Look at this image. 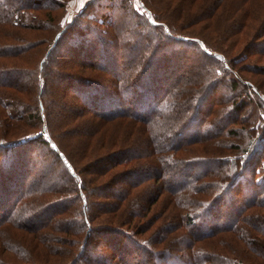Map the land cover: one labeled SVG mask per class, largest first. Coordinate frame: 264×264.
<instances>
[{
  "label": "trees",
  "instance_id": "obj_1",
  "mask_svg": "<svg viewBox=\"0 0 264 264\" xmlns=\"http://www.w3.org/2000/svg\"><path fill=\"white\" fill-rule=\"evenodd\" d=\"M139 3L153 15L134 12L140 47L125 42V16L108 2L110 10L90 17L97 27L78 26L82 10L59 26L38 75L28 52L40 42L22 43L16 31L28 26L31 7L51 9L56 1L0 0V264H242L238 252L264 263V61L257 64L264 57V0H201L189 17L207 19L214 42L175 36L146 0ZM76 28L85 33L70 39L66 53L60 45ZM167 38L200 53L201 63L169 77L161 67L172 51ZM217 41L225 48H213ZM56 46L66 57L55 61ZM91 66L103 77L84 69ZM219 85L238 96L218 98ZM240 122L245 146L220 144L217 136L237 134L231 126ZM24 123L38 129L18 135ZM29 142L37 150L45 145L56 166L44 152L36 162L16 154ZM197 145L216 152L190 153ZM120 164L126 167L110 172ZM247 172L246 200L236 205ZM164 192L162 208L149 213ZM168 238L163 249L155 247ZM173 242L184 252L175 253ZM201 242H211V251ZM235 242L242 246L229 252L233 257L222 252Z\"/></svg>",
  "mask_w": 264,
  "mask_h": 264
},
{
  "label": "rangeland",
  "instance_id": "obj_2",
  "mask_svg": "<svg viewBox=\"0 0 264 264\" xmlns=\"http://www.w3.org/2000/svg\"><path fill=\"white\" fill-rule=\"evenodd\" d=\"M20 1V0H18ZM56 3L54 7H52L51 9L48 7H40L39 9H34L33 7L30 8V12L32 13L31 18L28 19V26L25 28L24 31H16L17 35L20 39H22V43H25L26 41H38L40 42L38 45L34 46L32 48V50L30 52H28V56H30V61H32L31 65V69H36L38 75H40V71H39V61L42 57V55H44V52L47 48L48 45H50V43L52 42V39L55 35V32H57V30L60 28L59 26L64 25L65 23L69 22V20L73 19L74 17H77L82 10L83 12L85 11L86 13H83L84 16L83 17H79V25L78 26H85V27H91V26H98L94 23H92V19H90V17H98L101 13L105 12L106 10H110V7L107 6L109 5L108 2H110V5L112 6L111 10L114 11H119V14H124L125 16V21H124V25L125 28H127L126 31H124L123 33L127 32V37H126V41L127 42L129 39L130 40H134L133 42H136V44H139L140 47V42L137 41L136 36H138L139 34V29L141 27H139L138 21H140L138 19L137 16H133L134 12H138L139 11H144L146 12L148 15H150V12L146 9H144L145 7H143L140 3L139 0H100L99 2L97 1V3L93 2V3H88L89 0H55ZM148 2V6L150 7V9H152L154 11L155 14H159L158 19H161L167 23H171V25L174 27L173 30V34L176 35H186V36H194V37H199V39L201 37L205 38H209L211 42L216 41L217 39L212 33V30L209 28V26H204L206 24V20L207 19H199L196 22H194V20L192 19L193 16H197V12L195 11H199V9L201 10V8H199L201 6L200 1L201 0H146ZM44 2H46V0H44ZM99 4L98 7H96L95 5ZM141 5V7H140ZM115 6H121V7H115ZM175 6V7H174ZM172 7H174L173 11H172ZM157 12V13H156ZM194 12V13H193ZM189 13L193 14L192 17H189ZM185 15V16H184ZM152 16V17H151ZM189 17V18H188ZM150 18H153V15L151 13ZM187 19H190L191 22H187ZM206 21V22H205ZM220 21V20H219ZM153 22V20H152ZM160 23V22H159ZM208 23V22H207ZM212 27V26H211ZM89 29V28H88ZM87 29V30H88ZM114 29V27H113ZM113 29L110 30V35L108 34V37L110 36L111 39H113L114 37V32L112 33ZM79 29H73L70 33V36L68 37L67 40H65L64 42H62V44L60 45V47L62 46L66 53H67V48L70 46V39H74L75 37L77 39L80 38V35H84V33L80 32L79 33ZM92 34L89 33L88 36ZM130 36V37H129ZM93 37V34H92ZM91 37V38H92ZM172 37V36H171ZM121 38V37H120ZM173 38V37H172ZM172 38H167L164 39L163 42H165V47L166 45H169L168 42L170 41L172 44V51H170L171 53L169 55H165L164 57L161 58H165L162 63H161V67L162 69L168 74V76H172V77H177V75L179 74V72H186V70H189L190 68H192L194 64L197 63H201V57H200V53L196 52L195 54H192V52L188 49L184 50V49H178L174 46L173 42H172ZM202 39V38H201ZM1 40L4 41V39L2 38ZM61 40V39H60ZM12 42V41H11ZM61 42V41H60ZM146 42V41H145ZM157 43V42H155ZM59 44V43H58ZM57 44V45H58ZM179 44V43H178ZM181 45V44H179ZM213 48H216L218 50H221V48H225V46L221 45L220 41H217V44H211ZM100 46V44H99ZM99 46H97L96 50L94 51H90V53H96L98 52ZM182 46V45H181ZM237 47V48H236ZM236 47L233 48V50L236 52L238 51V47L239 45H237ZM150 48H152V46H150ZM76 50H79L78 48H76ZM58 47L56 46L52 51H51V58L56 61L58 55L66 57V55H63V52H59ZM50 55L48 58V61L50 60ZM252 56V54H249V56ZM264 61V57L259 56V62L257 64H261ZM47 63V62H45ZM247 63H251L248 62ZM244 65V64H243ZM49 66V65H48ZM38 67V68H37ZM80 67V66H79ZM77 68L78 71H81V68ZM82 67V66H81ZM86 71H92V73H97V76L100 78L104 73V71L99 70L98 72L94 69L93 66L88 67V68H84ZM245 76L247 78H251V73L249 71H245ZM103 77V76H102ZM225 77V76H224ZM252 79V78H251ZM43 80V79H42ZM55 81V80H53ZM59 81H62V79H60ZM228 79H226V82L228 84ZM20 84V82H19ZM105 87L109 86L108 82H105ZM22 86L26 88L31 87L32 85L29 84L28 82H22L21 84ZM38 85V84H37ZM104 85V84H103ZM39 85H38V92H39ZM64 86L60 85L59 89L57 91V94L59 95V97L61 98L63 96L62 91H64ZM67 89V88H66ZM229 87L227 86H222L219 85L218 89H217V97L220 98L221 96H223V98L225 96H229L231 95L232 97H237L238 96V92L237 90L235 91H229ZM69 96L66 93V97H73V94L70 93V91L68 90ZM38 95V93H37ZM230 96V98H231ZM255 96V95H253ZM250 109L248 108L246 111H249ZM243 112V114L246 113ZM264 117V115H263ZM131 119V118H130ZM129 118H127L126 120H130ZM121 120V119H118ZM132 120V119H131ZM120 122V121H119ZM28 123H24L22 128H19V134L16 131V134L21 135V134H28L29 132L33 131V130H37L38 126H27ZM243 123L240 122V126H238V123L236 124H232L231 127H241ZM120 130H122L124 128L123 127H119ZM236 130H238L239 132L235 135H229V136H217L218 141H220V144L222 143H227V144H231V143H236V144H240L242 146H245V142L246 140H249L248 136H244V132L241 131L242 129L237 128ZM125 131V128L123 130V132ZM136 134V133H135ZM247 135V134H246ZM120 139L123 138V136H119ZM138 137V136H137ZM217 141V140H216ZM229 144V145H230ZM27 147L22 148L20 151H18L16 154H21L24 153L26 154V158L27 159H31V161L34 159V161L36 162V160H40L39 154H42L44 152L45 156L48 157L49 163L51 167H55L57 164V160L52 157L51 155H47L46 150L47 147L44 145L41 148H38V150L33 146L32 142H29V144H26ZM39 146H41L40 144H38ZM32 146L34 148H32ZM126 146V145H125ZM203 145H197L195 152L191 151L190 153L192 154H202L203 152H207V153H211V154H215L214 150L212 147L206 148ZM226 149V148H225ZM132 150V149H131ZM131 150H129V153L131 152ZM33 154H30L31 152ZM227 151V150H226ZM233 152H240L239 150H232ZM232 154V153H229ZM31 155V156H30ZM18 156V155H17ZM42 156V155H41ZM19 159H21L18 156ZM54 158V159H53ZM148 159V158H147ZM133 162V161H132ZM144 163H141L140 165H142ZM130 165V164H127ZM126 167V164H120L118 165L116 168L111 169L110 172H114L115 170H117L118 168H124ZM57 168L55 169V171H57ZM141 168H145L143 165L141 166ZM84 170V169H83ZM54 171V170H53ZM9 172V171H8ZM110 172H108L107 174H110ZM82 173V172H81ZM21 175V174H19ZM81 175H84L83 178H88L89 176V172H85L83 171V173ZM245 178L247 181L245 182H240L238 185V193L235 194V198H236V205H239L238 202H241L242 199L243 201L246 200L245 193L247 192V188L250 185V180L248 179V172L245 174ZM11 177V176H10ZM18 178L13 177L10 181H12L13 179ZM250 181V182H249ZM146 184V183H145ZM157 184V183H156ZM144 187L143 186H139L138 187V194L139 191ZM137 191V189H135ZM250 194V193H249ZM238 196V197H237ZM158 200V201H157ZM150 207L149 209V213L152 214L153 211H157V209H160L162 207L161 203L166 201V193H161V195L159 196V199H157ZM239 200V201H238ZM227 205V203L224 201L222 203V207L221 210H223V207ZM236 208V207H235ZM93 209V208H92ZM152 211V212H151ZM93 215H95L96 211H91ZM148 213V214H149ZM149 214V215H151ZM154 214V213H153ZM234 216V214L232 215ZM95 222L98 221V219L95 218L94 220ZM223 234V233H221ZM226 234V233H225ZM143 236V235H140ZM171 236V235H170ZM227 237L231 236V235H225ZM139 237V236H138ZM219 238V237H218ZM171 238H168L167 240L163 239L161 243L156 244L155 247L159 248V249H163L164 246L170 241ZM177 242H173L171 243V247L172 250H174L175 253H179V252H184V251H176L177 250ZM237 244L241 247L242 245L239 242H235L233 244H231V247L228 248V245L226 243H224L223 245V253H227L226 255L232 256L230 255L231 251H233V253H237ZM200 247V249L203 250H208L211 251V247H212V243L211 242H201L198 243ZM247 255H243L240 254L239 252L237 253V256H239V258L242 260V264H257L254 260H258L256 259H248L249 254L247 252H245ZM199 258L201 257L200 255L198 256ZM233 257V256H232ZM151 263V262H150ZM180 264V263H179ZM258 264H261L260 261L258 262ZM264 264V263H263Z\"/></svg>",
  "mask_w": 264,
  "mask_h": 264
}]
</instances>
